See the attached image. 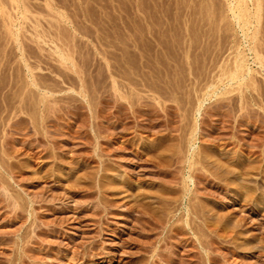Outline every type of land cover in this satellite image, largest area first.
<instances>
[{"label": "rangeland", "instance_id": "obj_1", "mask_svg": "<svg viewBox=\"0 0 264 264\" xmlns=\"http://www.w3.org/2000/svg\"><path fill=\"white\" fill-rule=\"evenodd\" d=\"M0 264H264V0H0Z\"/></svg>", "mask_w": 264, "mask_h": 264}, {"label": "bare ground", "instance_id": "obj_2", "mask_svg": "<svg viewBox=\"0 0 264 264\" xmlns=\"http://www.w3.org/2000/svg\"><path fill=\"white\" fill-rule=\"evenodd\" d=\"M231 3H232V1H231ZM239 12L237 11V14H238ZM236 14V15H237ZM246 14V13H245ZM242 66V65H241ZM244 66H245V64H244ZM238 67V66H237ZM240 68V67H239ZM237 71V70H236ZM246 72V71H245ZM236 73V72H235ZM239 73V72H238ZM232 74V73H231ZM237 74V73H236ZM242 74V73H241ZM242 77V76H241ZM240 77V78H241ZM244 77V76H243ZM232 79H234V78H232ZM34 80V79H33ZM35 81V80H34ZM37 84V83H36ZM40 85V84H39ZM27 98H29V97H27ZM27 98H25L26 100H27ZM41 99V98H40ZM40 99H37V100H40ZM30 100V99H29ZM41 103V102H40ZM246 120V119H245ZM259 138V137H258ZM253 144V143H252ZM254 145V144H253ZM252 147V146H251ZM252 149V148H251ZM33 152V151H32ZM207 152H209V151H207ZM254 152V151H253ZM206 153V152H205ZM210 153V152H209ZM204 154V153H203ZM203 156V155H202ZM205 157V156H204ZM203 158V157H202ZM190 159V158H189ZM205 159V158H204ZM203 159V160H204ZM204 162H206V161H204ZM203 162V163H204ZM206 163H208V162H206ZM206 163H205V165H206ZM204 166V165H203ZM245 167V166H244ZM257 167V166H256ZM241 168V167H240ZM203 169H201V171H202ZM242 170V169H241ZM203 172V171H202ZM204 172H205V170H204ZM228 172V171H227ZM246 172V171H245ZM243 173V172H242ZM189 190V189H188ZM206 214V213H205ZM191 215V214H190ZM207 216V215H206ZM203 218H205V217H203ZM206 219V218H205ZM206 222V221H205ZM194 229V228H193ZM162 247V246H161ZM83 250V249H82ZM97 251V250H96ZM83 252V251H82ZM157 254H160V253H157ZM167 254V253H166ZM165 255V254H164ZM156 256V255H155ZM167 256V255H166ZM72 257V256H71ZM74 259V258H73ZM156 259V258H155ZM64 260V259H63ZM80 260V259H79ZM69 261V260H68Z\"/></svg>", "mask_w": 264, "mask_h": 264}]
</instances>
